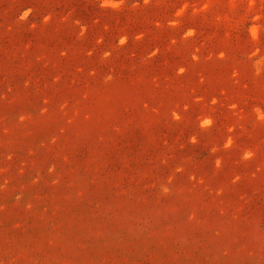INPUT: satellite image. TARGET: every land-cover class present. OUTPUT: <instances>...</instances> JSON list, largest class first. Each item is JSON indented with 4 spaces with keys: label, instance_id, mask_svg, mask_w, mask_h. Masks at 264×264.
I'll list each match as a JSON object with an SVG mask.
<instances>
[{
    "label": "rangeland",
    "instance_id": "obj_1",
    "mask_svg": "<svg viewBox=\"0 0 264 264\" xmlns=\"http://www.w3.org/2000/svg\"><path fill=\"white\" fill-rule=\"evenodd\" d=\"M0 264H264V0H0Z\"/></svg>",
    "mask_w": 264,
    "mask_h": 264
}]
</instances>
